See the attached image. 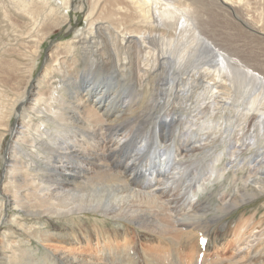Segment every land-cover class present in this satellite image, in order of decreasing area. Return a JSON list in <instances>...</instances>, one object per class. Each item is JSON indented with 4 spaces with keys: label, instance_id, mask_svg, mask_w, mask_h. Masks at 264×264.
Instances as JSON below:
<instances>
[{
    "label": "bare ground",
    "instance_id": "bare-ground-1",
    "mask_svg": "<svg viewBox=\"0 0 264 264\" xmlns=\"http://www.w3.org/2000/svg\"><path fill=\"white\" fill-rule=\"evenodd\" d=\"M71 1L0 0V78L15 95L0 141L14 131L9 126L11 118L20 117L27 120L31 155L48 162H63V157L66 161L64 166L49 168L28 157L23 147L14 149L20 164L14 176L10 179L7 175L0 186V264H264V227L252 221L253 217L224 221L239 205L264 195V154L248 171L254 184L249 193L241 195L237 188L226 203H217L210 210L207 199L211 192L207 199L189 204V208L183 201L169 213L152 194L131 190L139 184L138 172L122 161L141 136L140 127L148 122L154 120L160 142L175 133L176 116L165 124L158 115L152 118L150 111L158 108L161 92L173 95L179 104L186 99L180 90L185 82L177 81L179 74L209 76L211 92L226 100L234 96L238 102L249 92L250 83L264 81V60L252 51H242L256 66L250 68L233 51L201 37L205 29L196 27L193 14L195 7L205 11L208 0H84L86 27L72 40L51 47L41 74L33 79L43 42L71 23ZM211 1L234 13L240 7L231 0ZM241 24L250 35L264 41V32L257 25H250L249 20ZM16 41L18 44L12 43ZM198 51L202 58L192 59ZM19 64L25 66L22 78L17 74ZM198 65H206L204 72ZM195 79L193 89L198 84ZM260 89L244 103L247 111L256 113L255 118L264 123V100L258 95L264 93L263 84ZM4 110L1 105L0 119ZM137 119L141 120L131 141L118 150L100 144L97 152L85 154L63 144L67 154L59 157L41 140L45 136L42 128L52 124L62 134H85L87 141L92 137L99 142L98 131L104 130L110 137L122 130L125 122ZM91 125L96 133L90 132ZM78 155V162L88 169L77 164L73 156ZM191 180L187 175L180 182ZM41 184H56L68 193L40 196ZM21 185L31 189L22 193ZM119 202L121 208L114 211ZM109 214L111 223L86 218ZM244 249L246 258L241 256Z\"/></svg>",
    "mask_w": 264,
    "mask_h": 264
},
{
    "label": "rangeland",
    "instance_id": "rangeland-1",
    "mask_svg": "<svg viewBox=\"0 0 264 264\" xmlns=\"http://www.w3.org/2000/svg\"><path fill=\"white\" fill-rule=\"evenodd\" d=\"M72 1L70 9L68 10L71 23L56 29L48 39L43 42L41 46V56L37 61L36 69L32 75V78L34 77L33 79L41 74L45 57L51 47L55 46L57 43L72 40V38L77 35L78 30L86 27L85 18L87 4L84 3V0ZM196 1L197 0H194V2ZM231 1L237 4L238 7L240 6L236 13L226 10L225 7H220L221 9H219L218 5L211 0L206 1L207 9L205 11H202L199 7H195L193 14L194 23L196 27H200L202 30L205 29V34L201 37H208L210 41L213 40L215 44H219L224 50H229L230 53L233 51L232 53L235 55L237 54L244 60V65L246 62V65L250 66V68H256L253 62L248 61L249 59L244 56L243 52L252 51L256 55L261 56V59L264 60V41L250 35L252 32L246 27H243L241 23L242 20H249L250 25H257L258 28L264 32V0ZM231 1L230 3H232ZM7 28L8 31H10L9 27ZM9 36L8 37L11 38L10 40L14 41V34L9 32ZM8 37L6 36L5 39ZM18 39L19 38H17V40ZM12 43L16 44L17 41ZM19 46L22 47L21 45ZM198 54H200L199 51L193 55L192 59L202 58V56L200 57ZM198 62L204 63L205 60H200ZM198 67H201V72H204L206 69V65H198ZM24 68L25 66L23 64L18 65V69L21 70H18L20 72L17 74L21 78L24 75L23 73H25ZM197 71L200 70L198 69ZM188 74L190 75V73ZM237 74L240 76L239 73ZM189 75L179 74L177 77V81L185 82V86L180 88V90L184 91L183 95L186 99L179 104V102L175 101L173 95L170 96V94H165L163 96L161 92L159 95L160 103L157 106L158 108H156V110L154 109V112H152L153 110L150 111V114L153 113L152 118L158 115L161 123L165 124H168L171 118L176 116L178 121L174 125L175 133L172 134L167 141L160 142V138L157 136L158 133L153 126L154 120L152 123H150V121L143 125L144 127H140L142 131L141 136L137 139L128 156L124 159L122 157L123 165L128 168L135 167L138 172L139 184L132 186L131 190L136 194H152L153 197L158 200L159 204H161L164 209H167L166 213L177 208L183 201L184 207L189 208V204L191 206L199 200L207 199L211 192H213L211 193L212 195L207 199L211 202L210 210H213L217 203H226L230 199L233 190H237V188L240 190L241 195L249 193L250 188L251 190L254 189L252 186L254 184L252 183L253 180L248 178V171H250V167L259 164L264 154V123H261L262 119L255 118L257 115L256 113L247 111V105L244 103L261 90L260 87L262 84L264 85V81L253 84L250 83L249 92L245 94L240 101L238 100V102H236L234 96L226 100L221 94L211 92L210 85L208 84L209 76H204V74H202V77L192 78L191 75ZM163 77H165V75L162 76V78ZM193 79H195V81L198 80V84H194V89L192 88L194 83L192 82ZM187 81H189L188 85H186ZM166 86L163 88L168 90V86ZM261 93L262 92L258 95L259 100L262 101L264 100V93ZM14 97L13 91H11L2 78H0V103L4 105L5 109L0 119V127L2 128H0V135L5 131L2 126L5 121L7 110L10 108L9 104L12 103ZM140 120L141 119L125 122V128L123 127L122 130H116L110 137H108V132L104 133V130L98 131L100 138L99 142L92 137V139L90 138L87 141L85 134H82L83 136L74 133L72 135L62 134L63 131L61 129L54 128L55 126L49 124L42 128L45 136H43V138L41 137V140L43 139L47 142L48 148H51L52 153L59 157H63L64 154H67V147L64 146L66 144L68 147L73 145L76 147L74 150L80 151V153L83 151L85 154H87L89 150L97 152L101 145L107 146L112 150H118L121 146L127 145V143L131 141L134 132L137 130V122ZM37 122L38 121H34V123ZM26 124L27 120L20 119V117L18 119L12 117L9 126L10 130L13 128L14 131L12 134H10V131L6 133L3 137L4 139L0 141V186L7 175L8 177L10 176V179L14 176L13 172L18 168L19 163H17L19 155L15 154L16 151H14V149L16 150L17 147L20 146L26 150L28 157H33L34 161L43 165L47 164L49 168H59L60 165H65L66 161L64 162V157L61 158L63 162L56 163L53 160L48 162L41 157L36 158L34 155H31L34 154V152H30V144L26 139ZM92 126L93 125H91L90 132L96 133L97 129ZM59 130H61V132ZM101 133L102 135H100ZM87 144H89V146H87ZM180 147H182V151L178 150ZM150 148H152V150ZM147 154L148 157H146ZM78 156L79 157L73 156L76 162H78L80 158V155ZM77 164H79L81 168L88 169V166L85 164H81L80 162ZM222 172H224L221 177L222 179L216 178L218 174ZM187 175L191 176L193 180L188 184L180 182L183 181V178ZM208 175H210L211 178ZM246 179H249L248 183L245 182L247 181ZM3 185L4 184H2V186ZM15 186L16 185H13V187ZM21 187L22 193H26L31 189V186L25 187V185H21ZM58 187L59 186L56 184H41L38 189V195L53 196L57 194L60 196L68 193L67 189H59ZM0 190L3 192L2 189ZM120 208L121 202L115 204L113 207L114 211ZM231 212V215L229 214L226 216L224 221L228 222L233 219L237 220L241 218L252 220L253 217L254 220L252 221L259 222L260 225H262L261 227H264V195L249 199V201L239 205L238 208H235ZM110 216V214L107 216L96 215L94 217L86 216V218H90L91 222L95 221L101 223V221L107 220L108 223H111L112 219ZM122 222H124V220ZM124 224L136 229L138 233L142 232L133 224L130 225L128 222H124ZM208 226H210V224ZM241 256L246 258L248 256V251L245 249L242 250Z\"/></svg>",
    "mask_w": 264,
    "mask_h": 264
}]
</instances>
